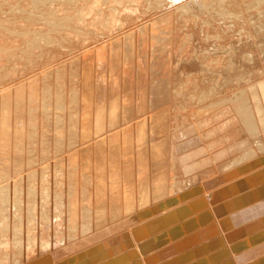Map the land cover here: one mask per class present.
<instances>
[{
	"label": "rangeland",
	"instance_id": "obj_1",
	"mask_svg": "<svg viewBox=\"0 0 264 264\" xmlns=\"http://www.w3.org/2000/svg\"><path fill=\"white\" fill-rule=\"evenodd\" d=\"M35 1L0 0V99L20 86L32 90L40 101L23 103L22 113L10 111L4 117L0 101V189L8 190L9 202L3 204L6 192L2 195L0 190V264H264V210L234 225L240 231L227 224L235 218L227 212L232 187L250 184L248 191L251 180L264 172V149L257 150L263 139L246 136L229 107L202 115L213 103L234 99L264 80L261 0H221L206 10L193 5L194 0L156 9L143 0V7L130 6L135 13H128V5L119 0H96L100 7L95 11L88 7L91 1L77 0L82 7L88 5L82 10L86 21L83 17L77 21L81 27L73 23L72 28L64 20L70 15L64 0ZM179 3L191 4L192 10L177 11ZM54 16H59L56 21ZM154 24L166 34L161 35ZM48 27L62 30L53 33L55 40ZM38 29L48 32L39 35ZM129 35L134 49L128 51ZM62 38L66 42H56ZM33 39L38 41L35 45ZM28 44L36 48L25 60ZM11 48H17V57ZM163 84L169 88V100L156 104ZM204 148L207 152L199 163L198 151ZM220 155L225 157L219 159ZM214 158L219 160L204 162ZM155 164L165 171L160 194L154 176L162 169L156 173ZM253 198L258 201L252 205L264 203L256 193ZM85 209L90 219L81 228ZM205 232L221 234L222 239L215 233L203 237ZM18 239L22 252L15 247Z\"/></svg>",
	"mask_w": 264,
	"mask_h": 264
},
{
	"label": "bare ground",
	"instance_id": "obj_2",
	"mask_svg": "<svg viewBox=\"0 0 264 264\" xmlns=\"http://www.w3.org/2000/svg\"><path fill=\"white\" fill-rule=\"evenodd\" d=\"M15 1V0H14ZM30 1V0H29ZM38 1V0H37ZM37 1H35V3L37 2ZM47 1V0H46ZM62 1V0H61ZM60 1V2H61ZM65 1V3L66 4H68L69 6H70V8L68 7V13L70 12V15L67 17V16H65L66 18L64 19L65 21H67V25H69L70 27L69 28H72L73 27V23H76L77 24V21L79 20V19H84L85 17H86V13H84V15H85V17H84V15H82L83 14V8L84 7H87L88 5H86V4H84V2H83V4H84V6L82 7V5L80 4V3H78L77 2V0H64ZM84 1V0H83ZM88 1H91V3L89 4L90 6H88V7H91V10L93 11H95V9H98L97 7L99 6L98 5V2H100L99 0H87L86 2H88ZM101 1H103V0H101ZM109 1V0H108ZM111 1V0H110ZM112 1H114V0H112ZM147 1V0H146ZM149 2H150V6H154V8L156 7V6H163V5H168V3H170V5H172L173 6V4H176V3H178L180 0H148ZM218 2V3H220V1L221 0H194V3H192L193 5H195L196 7H199L200 9H205V8H207V6L209 7L213 2ZM258 1V0H257ZM105 2V1H104ZM117 2V1H116ZM115 2V3H116ZM119 2H120V4L122 3V4H124V3H126L127 5H128V7H127V10H129L128 11V13L130 12V10H131V8L132 7H130V6H134V5H137L136 7H138V6H140L141 5V7H143L144 6V4L142 5L141 3H144L143 2V0H126V1H120L119 0ZM221 2H223V0L221 1ZM259 2V1H258ZM34 3V2H33ZM39 3V2H38ZM37 3V4H38ZM43 3V2H42ZM108 3V2H107ZM112 3H114V2H112ZM45 4V3H44ZM63 4V3H62ZM65 4V5H66ZM119 4V3H118ZM148 5H149V3H147ZM188 4V3H187ZM264 4V0H261V2H260V6H262ZM33 5V4H32ZM41 5V4H40ZM43 5V4H42ZM48 5H52L51 3L50 4H48ZM107 5V4H106ZM148 5H146V6H148ZM38 6V5H37ZM101 6H102V4H101ZM111 6L113 7V5L111 4ZM115 6H118L117 4L116 5H114V7ZM179 7H178V10L177 11H179V10H181V11H183V12H187V11H190V10H192V5L191 4H188V5H184V4H180L179 3V5H178ZM249 6H251V5H249ZM34 7V6H33ZM45 7V6H44ZM100 7V6H99ZM113 7V8H114ZM135 7V8H136ZM175 7V6H174ZM259 7V6H258ZM20 8V7H19ZM18 8V9H19ZM103 8V7H102ZM123 8V7H122ZM154 8H153V10H154ZM177 8V7H176ZM194 8V7H193ZM23 9L24 8H22V11L21 12H23ZM57 9V8H56ZM86 9V8H85ZM89 9V8H88ZM108 9V8H107ZM116 9V8H115ZM145 9V8H144ZM148 9H149V7H148ZM156 9V8H155ZM198 9V8H197ZM220 9V8H219ZM50 10H51V8H50ZM83 10V11H82ZM87 10V9H86ZM103 10V9H102ZM109 10V9H108ZM134 9H132L131 10V13H133L134 11H133ZM194 10V9H193ZM199 10V9H198ZM206 10V9H205ZM36 11V10H35ZM42 11V10H41ZM58 11V10H57ZM88 11V10H87ZM136 11H137V9H136ZM249 11V10H248ZM261 11V10H260ZM32 12H34V11H32ZM56 12V11H55ZM89 13L91 12V11H88ZM87 12V13H88ZM105 12H107V11H105ZM118 12V11H117ZM123 12V11H122ZM125 12V11H124ZM127 12V11H126ZM140 12V11H139ZM34 13H36V12H34ZM40 13V12H39ZM48 13V12H47ZM58 12H56V14H57ZM119 13V12H118ZM135 13V12H134ZM137 13V12H136ZM142 13V12H141ZM49 14V13H48ZM52 15L54 14V12L53 13H51ZM55 14V15H56ZM62 14V13H61ZM92 14H94V12L92 13ZM112 14V13H111ZM127 14V13H126ZM145 14V13H144ZM173 14V13H172ZM181 14V13H180ZM34 15V14H33ZM43 15H45V13L43 14ZM47 15V14H46ZM46 15H45V17H46ZM89 15V14H88ZM118 15V14H117ZM15 16V15H14ZM62 16V15H61ZM63 16V17H64ZM169 16V15H168ZM24 17V16H23ZM40 17V16H39ZM49 17V19L50 18H52V16L51 15H49L48 16ZM56 17H59V16H54V20L56 19ZM82 17V18H81ZM84 17V18H83ZM104 17V16H103ZM108 17V16H107ZM170 17H172V15L170 16ZM21 18V17H20ZM27 18V17H26ZM62 18V17H61ZM112 18V17H111ZM127 18L128 19H130L131 18V16H130V14H128L127 15ZM127 18H124V19H126L127 20ZM169 18V17H168ZM174 18V17H173ZM25 19V18H24ZM134 19V18H133ZM161 19V21H162V17L160 18ZM160 19H159V21H160ZM163 19H165V17L163 18ZM52 20V21H51ZM50 20V22L52 23V22H54V20L53 19H51ZM58 20V19H57ZM60 20V19H59ZM112 20H114V17H113V19ZM139 20V19H138ZM193 20V19H192ZM21 21V20H20ZM29 21V20H28ZM33 21V20H32ZM44 21V20H43ZM56 21V20H55ZM82 21H84V20H82ZM81 21V22H82ZM85 21H86V18H85ZM110 21V20H109ZM115 21V20H114ZM116 21H117V19H116ZM157 21V20H156ZM172 21H173V19H172ZM185 21V20H184ZM38 22V21H37ZM44 22H46V20L44 21ZM43 22V23H44ZM49 22V21H48ZM59 22V21H58ZM92 22H93V20H92ZM14 23V22H13ZM16 23V22H15ZM18 23V22H17ZM23 23V22H22ZM102 23V22H101ZM112 23V22H111ZM19 24V23H18ZM17 24V25H18ZM24 24V23H23ZM37 24V23H36ZM45 24H47V23H45ZM66 24V23H65ZM64 24V25H65ZM78 24H79V22H78ZM77 24V25H78ZM83 24V23H82ZM85 24V23H84ZM83 24V25H84ZM16 25V24H15ZM14 25V26H15ZM20 25V24H19ZM25 25V24H24ZM89 25V24H88ZM103 25V24H102ZM169 24H167V26H168ZM23 26V25H22ZM63 26V25H62ZM74 26H76L75 24H74ZM78 26H80V25H78ZM90 26V25H89ZM96 26V25H95ZM153 26H155L156 27V30H158L160 33H161V35H164V34H166V32H167V30L166 29H163V28H161L160 26H159V24H154ZM170 26H171V24H170ZM173 26V25H172ZM19 27V26H18ZM34 27H35V24H34ZM39 27V26H38ZM43 27V26H42ZM45 27H47V26H45ZM44 27V28H45ZM52 27V26H51ZM58 27V26H57ZM57 27H56V29H57ZM68 27V26H67ZM81 27V26H80ZM88 27V26H87ZM44 28H42V29H44ZM63 28V27H62ZM85 28V27H84ZM91 28H92V25H91ZM96 28V27H95ZM103 28V27H102ZM105 28V27H104ZM108 28V27H107ZM110 28H112L111 26H110ZM7 29V28H6ZM10 29V28H9ZM39 29H40V27H39ZM38 29V33H39V35L40 34H42L43 32H48L47 30H42L41 32H40V30ZM49 31H52L51 32V34H49V36L51 35L52 36V38H54V40H55V38L56 37H54L55 35H58V34H56L57 32H55L56 31V29H55V31H54V29H49V27L47 28ZM89 29V28H88ZM100 29V28H99ZM113 29V28H112ZM168 29V28H167ZM11 30V29H10ZM15 30V29H14ZM14 30H12V31H14ZM70 30V29H69ZM101 30V29H100ZM153 30V29H152ZM9 31V30H8ZM54 31V32H53ZM62 31V30H61ZM61 31H59V32H61ZM75 31H76V29H75ZM102 31V30H101ZM154 31V30H153ZM169 31V30H168ZM16 32H19V29H17V31ZM26 32V31H25ZM31 32V31H30ZM35 32V31H34ZM102 32H104V31H102ZM109 32V31H108ZM140 32H142V30H140ZM144 32H145V29H144ZM24 33V32H23ZM36 33V32H35ZM53 33H55V35L53 34ZM72 33V32H71ZM70 33V34H71ZM138 33V32H137ZM169 33V32H168ZM12 34V33H11ZM31 34V33H30ZM33 34V33H32ZM44 34V33H43ZM47 34V33H46ZM75 34V33H74ZM99 34H100V32H99ZM154 34V33H153ZM22 35V34H21ZM21 35H20V37H21ZM60 35H63V32L61 33V34H59V37H60ZM98 35V34H97ZM107 35V34H106ZM128 35V34H127ZM134 35V34H133ZM139 35V34H138ZM137 35V36H138ZM34 36V35H33ZM66 36V34L64 35V38L67 40L68 39V37L66 38L65 37ZM67 36H69V34L67 35ZM72 36V35H71ZM74 36V35H73ZM159 36V35H158ZM170 36V35H169ZM7 37H8V35H7ZM41 37V36H40ZM58 37V38H59ZM128 37V36H127ZM131 37H132V39H131ZM187 37V36H186ZM29 38H30V35H29ZM61 38V37H60ZM64 38H62V40L64 39ZM71 38V37H70ZM142 38V37H141ZM140 38V39H141ZM146 38V37H145ZM149 38V37H148ZM155 38V37H154ZM184 38V37H183ZM48 39V38H47ZM51 39V38H50ZM64 39V40H65ZM115 39H117V38H115ZM127 39V38H126ZM125 39V44H126V47H128V48H126L125 46V48L126 49H128V51L129 50H132V49H134V41H133V36H130L129 35V39L128 40H126ZM138 39V38H137ZM160 39H162V38H160ZM31 40V39H30ZM34 40V39H33ZM36 40V39H35ZM34 40V45H35V41ZM51 40H53V39H51ZM61 39H58V40H56V42L58 41L59 43L60 42H66V40L65 41H62ZM71 40V39H70ZM75 40V39H74ZM142 40V39H141ZM1 41V40H0ZM28 41V40H27ZM40 41V40H39ZM72 41V40H71ZM117 41V40H116ZM115 41V42H116ZM123 41H124V39H123ZM165 41H166V38H165ZM188 41V40H187ZM3 42V41H2ZM1 42V43H2ZM33 42V41H32ZM38 42V41H37ZM36 42V43H37ZM169 42V41H168ZM19 44V43H18ZM25 44V43H24ZM47 44V43H46ZM57 44V43H56ZM117 44V43H116ZM123 44H124V42H123ZM158 44V43H157ZM34 45H31V44H28V45H25V51H24V53H25V55H22V56H24L23 58L25 59V60H27L28 59V57L27 56H31V54L29 55L28 54V52L30 51L31 52V50H33L34 48H36V47H34ZM39 45H41V44H39ZM115 45V44H114ZM122 45V44H121ZM144 45H145V43H144V39H143V41H141V43H140V45L138 44V46H140L141 48L140 49H142V47H144ZM155 45V44H154ZM20 46V45H19ZM45 46V45H44ZM76 46V45H75ZM115 46H118V45H115ZM115 46H113V47H111V48H114L113 49V51H115L116 52V50H115ZM156 46H158L159 47V45H156ZM186 46V45H185ZM40 47V46H39ZM42 47V46H41ZM47 47V46H46ZM2 48V47H1ZM4 48H6V47H4ZM3 48V49H4ZM12 48H14V47H12ZM11 48V51L12 50H14V53H15V56L17 55V53L16 52H18V50H17V48H15V49H12ZM19 48V47H18ZM43 48V47H42ZM49 48V47H48ZM52 48V47H51ZM100 48V47H99ZM117 48V47H116ZM125 48H123V49H125ZM146 48V47H145ZM168 48H170L169 46H168ZM182 48V47H181ZM2 49V50H3ZM20 49H21V47H20ZM38 49V48H37ZM137 49V48H136ZM140 49H138V50H140ZM10 50V49H9ZM24 50V49H23ZM40 50V49H39ZM42 50V49H41ZM45 50H46V48H45ZM48 50H50V48L48 49ZM156 50H158L157 49V47H156ZM171 50V49H170ZM8 51V50H7ZM11 51H8V52H10L11 53ZM34 51V50H33ZM38 51V50H37ZM47 51V50H46ZM121 51V50H120ZM127 51V50H126ZM128 51H127V54H129L128 53ZM141 51V50H140ZM139 51V52H140ZM1 52V51H0ZM5 52V51H4ZM35 52V51H34ZM39 52V51H38ZM43 52V51H42ZM61 52V51H60ZM100 52V51H99ZM125 52V51H124ZM138 52V51H137ZM143 51H141V53H142ZM167 52V51H166ZM169 52V51H168ZM6 53V52H5ZM37 53V52H36ZM19 54V53H18ZM113 54V53H112ZM117 54H119V53H117ZM140 54V53H139ZM8 55V54H7ZM48 55V54H47ZM114 56H115V54H113ZM123 55H124V53H123ZM125 55H126V53H125ZM141 55V54H140ZM13 56H14V54H13ZM21 56V55H20ZM33 56V55H32ZM31 56V57H32ZM44 56H45V54H44ZM126 56H128V55H126ZM125 56V57H126ZM17 57V56H16ZM27 57V58H26ZM168 57H169V55H168ZM4 58V57H3ZM22 58V57H21ZM20 58V59H21ZM87 58V57H86ZM114 58V57H113ZM123 58H124V56H123ZM130 58V57H129ZM219 58V57H218ZM30 59V58H29ZM124 59H126V58H124ZM128 59V58H127ZM141 60H142V58H141ZM9 61H11V62H13L12 60H9ZM16 61V60H15ZM19 61V60H18ZM85 61V60H84ZM90 61V60H89ZM126 61H128V60H126ZM131 61V60H130ZM130 61H128V62H130ZM167 61V60H166ZM15 63V62H14ZM22 63V62H21ZM27 63V62H26ZM77 63V62H76ZM143 63V65H144V62H142ZM83 64V63H82ZM92 64V63H91ZM98 64V63H97ZM141 64V63H140ZM139 64V65H140ZM156 64V63H155ZM209 64H210V62H209ZM76 65V64H75ZM87 65V64H86ZM130 65V64H129ZM142 65V64H141ZM16 66V65H15ZM72 67V66H71ZM74 67V66H73ZM130 67V66H129ZM139 67V66H138ZM213 67V66H212ZM16 68V67H15ZM77 68H79V67H77ZM90 68V67H89ZM92 68V67H91ZM101 68V67H100ZM103 68V67H102ZM145 68V67H144ZM155 68V67H154ZM214 68V67H213ZM10 69V68H9ZM104 70V69H103ZM102 70V71H103ZM7 71V70H6ZM73 71V70H72ZM102 71L100 70V72L102 73ZM128 71V70H127ZM157 71V70H156ZM162 71V70H161ZM8 72V71H7ZM74 72V71H73ZM140 72V71H139ZM158 72V71H157ZM22 73V72H21ZM89 73H91V72H89ZM100 73V74H101ZM103 73H105V70H104V72ZM143 73V72H142ZM159 73V72H158ZM92 74V73H91ZM11 75V74H10ZM90 75V74H89ZM102 75V74H101ZM104 75V74H103ZM102 75V76H103ZM162 75V74H161ZM9 76V75H8ZM86 76V75H85ZM100 76V75H99ZM167 76V75H166ZM158 77V76H157ZM163 77V76H162ZM89 78H91V77H89ZM88 78V79H89ZM105 78V77H104ZM143 78V77H142ZM160 78V77H159ZM83 79V78H82ZM88 79H83V80H88ZM107 79V78H106ZM162 79V78H161ZM97 80V79H96ZM114 80V79H113ZM119 80V79H118ZM152 80H153V78H152ZM35 81V80H34ZM160 81V80H159ZM36 82V81H35ZM97 82H99V81H97ZM34 83V82H33ZM89 83V82H88ZM127 83V82H126ZM156 83V82H155ZM86 84V83H85ZM104 84V83H103ZM113 84V83H112ZM116 84V83H115ZM115 84H113L114 86H116ZM160 84V83H159ZM159 84H156V85H159ZM36 85V84H35ZM84 85V84H83ZM87 85V84H86ZM97 85V84H96ZM126 85V84H125ZM124 85V86H125ZM109 86V85H108ZM113 86V87H114ZM127 86H129V85H127ZM126 86V87H127ZM19 87L20 86H17L16 88H18L17 90H14V92H12V94H11V92H9L8 94L9 95H5L7 98H5L4 99V97L5 96H3L1 99H3L2 101H1V99H0V101L1 102H3L4 101V103H3V109H2V106H0L1 107V109H0V111L1 110H3V111H5L4 112V115H3V117L5 116V114H7V112H9L10 113V111H12V113L13 112H16V114L17 113H19L20 111H21V109L23 108L22 107V105H23V103L25 104V103H30V104H36V103H39L40 101L38 100V98L37 97H35L37 94L36 93H34L32 90H29V92L28 91H26V90H24V89H22L21 87V89H19ZM31 87V86H30ZM58 87V86H57ZM83 87V86H82ZM97 87V86H96ZM160 88H158L159 90V93H157V95H156V98L154 99V102L157 104V103H163V102H165V101H167V100H169V95H170V91H169V88L166 86V85H161V86H159ZM29 88V87H28ZM116 88V87H115ZM156 88V87H155ZM33 89V88H32ZM86 89V88H85ZM98 89V88H97ZM125 89V88H124ZM123 89V90H124ZM6 90V89H5ZM113 90V89H112ZM3 91V90H2ZM1 91V92H2ZM12 91V90H11ZM73 91V90H72ZM130 91V90H129ZM156 91V90H155ZM154 91V92H155ZM157 91V92H158ZM124 92H126V91H124ZM182 92V91H181ZM34 93V94H33ZM45 93V92H44ZM43 93V94H44ZM49 93V92H48ZM74 93V92H73ZM179 93V92H178ZM210 93H212V92H210ZM215 93V92H214ZM7 94V93H6ZM36 94V95H35ZM46 94V93H45ZM58 94V93H57ZM35 95V96H34ZM74 95V94H73ZM139 95V94H138ZM141 95V94H140ZM181 95V94H180ZM2 96V95H1ZM39 96V95H38ZM45 96V95H44ZM44 96H42V97H44ZM50 96V95H49ZM56 97H60V95L59 96H57V95H55ZM86 96V95H85ZM209 96V95H208ZM208 96H207V98H208ZM213 96V95H212ZM74 97V96H73ZM82 97V96H81ZM89 97V96H88ZM128 97V96H127ZM139 97V96H138ZM155 97V96H154ZM210 97V96H209ZM215 97V96H214ZM128 98H130V97H128ZM127 98V99H128ZM213 98V97H212ZM233 98V97H232ZM49 99V98H48ZM62 98L60 97V99H58V100H61ZM71 99V98H70ZM74 99V98H73ZM72 99V100H73ZM77 99V98H76ZM95 99V98H94ZM126 99V98H125ZM141 101H143L142 103L144 104L145 102V97L143 96H141L140 98H139ZM211 99V98H210ZM42 100V99H41ZM44 100V99H43ZM75 100V99H74ZM97 100V99H96ZM209 100V99H208ZM212 100V99H211ZM51 101V100H50ZM57 101V100H56ZM95 101V100H94ZM124 101H126V100H124ZM128 101V100H127ZM141 101H139V103H138V105L139 104H142V103H140ZM55 102V101H54ZM153 102V103H154ZM75 103V102H74ZM96 103V102H95ZM123 103V102H122ZM127 103V102H126ZM60 104V103H59ZM128 104V103H127ZM126 104V105H127ZM142 104V105H143ZM156 104H155V106H156ZM214 105H212V107H210V108H208V109H206L204 112H203V116H205V114L206 113H209V111H211V110H213V109H217V108H220V107H229L232 111H233V113H234V115L236 116V119H238L239 120V122H240V124L242 125V128H244V134L246 135V136H248V137H250V138H261V139H263V141H261V142H259L261 145L260 146H258V149L257 150H260V149H264V80H262V81H260V82H258L257 84H255V85H250V87H248L247 89H245V90H243L240 94H238V95H236V97L234 98V99H227V98H225V99H222L221 101H219V102H216V103H213ZM2 105V104H1ZM26 105V104H25ZM28 105V104H27ZM45 105V104H44ZM55 105V104H54ZM61 105H63V104H61ZM73 105V104H72ZM129 105V104H128ZM137 105V106H138ZM145 105V104H144ZM60 106V105H59ZM152 106H154V105H152ZM42 107V106H41ZM128 107V106H127ZM142 107V106H141ZM48 108V107H47ZM56 108V107H55ZM63 108V107H62ZM61 108V109H62ZM130 109H128V111L129 110H132V107H129ZM144 108V107H143ZM206 107H204V109H205ZM112 109V108H111ZM127 109V108H126ZM209 109H211V110H209ZM41 110H43V109H41ZM40 110V111H41ZM45 110H47V109H45ZM45 110H43V111H45ZM49 110V109H48ZM56 110V109H55ZM184 110V109H183ZM61 111V110H60ZM99 111V110H98ZM139 111V110H138ZM2 112V111H1ZM85 112V111H84ZM112 112V111H111ZM116 112V111H115ZM131 112L132 111H129V113L131 114ZM9 113H8V115H9ZM21 113H22V111H21ZM20 113V114H21ZM44 113V112H43ZM86 113V112H85ZM103 113H105V112H103ZM126 113V112H125ZM128 113V112H127ZM197 113H199V112H197ZM19 114V115H20ZM109 114V113H108ZM196 114V113H195ZM200 114V113H199ZM127 115V114H126ZM201 115V114H200ZM2 116V115H1ZM7 116V115H6ZM18 116V115H17ZM14 117V116H13ZM33 117V116H32ZM196 117H198V118H200L201 116H199L198 114H196ZM8 118V117H7ZM34 118V117H33ZM86 118V117H85ZM126 118V117H125ZM128 119H129V117H127ZM3 119H5V118H3ZM56 119H57V117H56ZM34 120V119H33ZM89 120H90V118H89ZM125 120V119H124ZM35 121V120H34ZM113 121V120H112ZM96 122H97V120H96ZM28 123H30V122H28ZM27 123V124H28ZM84 123V122H83ZM98 123V125L100 124L99 122H97ZM1 124V123H0ZM24 124V123H23ZM60 124V123H59ZM20 125H22V124H20ZM33 125V124H32ZM97 125V126H98ZM110 125V124H109ZM112 125H113V123H112ZM115 125V124H114ZM95 126V125H94ZM100 126V125H99ZM102 126V125H101ZM103 127V126H102ZM9 128V127H8ZM23 128V127H22ZM57 128V127H56ZM109 128V127H108ZM107 128V129H108ZM111 128V127H110ZM160 128V127H159ZM99 129V128H98ZM23 130V129H22ZM21 130V131H22ZM156 130H158V129H156ZM155 130V131H156ZM6 131V130H5ZM31 131V130H30ZM83 131H84V129H83ZM101 131V130H100ZM159 131V130H158ZM157 131V132H158ZM46 132V131H45ZM99 132V131H98ZM7 133V132H6ZM17 133V132H16ZM43 133V132H42ZM155 133V132H154ZM18 134H20V133H18ZM29 135H30V133H28ZM33 134V133H32ZM17 136V135H16ZM32 136V135H31ZM87 136V135H86ZM154 136H155V134H154ZM9 137V136H8ZM88 137V136H87ZM5 138V137H4ZM14 138V137H13ZM32 138V137H31ZM18 139V138H17ZM154 139V138H153ZM176 139V138H175ZM245 139V138H244ZM32 140V139H31ZM155 140H157V139H155ZM255 140V139H254ZM257 140V139H256ZM176 141V140H175ZM155 142V141H154ZM177 142V141H176ZM247 142H248V140H247ZM57 143V142H56ZM159 143V142H158ZM244 143V142H243ZM4 144V143H3ZM27 144V143H26ZM155 144H156V142H155ZM160 144V143H159ZM158 144V145H159ZM163 145V144H162ZM240 145V144H239ZM244 145V144H243ZM161 146V145H160ZM238 146V145H237ZM6 148H7V146H6ZM159 148V147H158ZM203 148V147H202ZM17 149V148H16ZM188 149V148H187ZM18 150V149H17ZM238 150V149H237ZM19 151V150H18ZM226 152H227V154H229V152H230V150L228 151V150H225ZM255 151H256V149H255ZM261 151V150H260ZM154 152H155V150H154ZM154 152H153V155H154ZM158 152V151H157ZM157 152H155L157 155H159ZM160 152V151H159ZM199 153H198V156H197V154L196 153H194V154H196V156H197V158L199 159L198 161H199V163H200V159H201V157L202 156H204L205 155V153L207 152V148H204V149H202L201 151H198ZM224 152V151H223ZM226 152H225V154H226ZM258 152V151H257ZM222 154V153H221ZM226 154V155H227ZM232 154V153H231ZM1 155H3V154H1ZM163 155H164V153H163ZM162 155V156H163ZM223 155V154H222ZM160 156V155H159ZM176 156V155H175ZM245 156V155H244ZM219 157V156H218ZM223 157H225V155L224 156H221L220 155V158L219 159H221V158H223ZM154 158H156V156H154L152 159H154ZM158 158V157H157ZM156 158V159H157ZM251 158V157H250ZM19 159V158H18ZM164 159V158H163ZM178 158H176V160H177ZM219 159H217V158H214L213 160H207V161H204V162H209V163H211L212 161H217V160H219ZM3 160V159H2ZM97 160V159H96ZM250 160V159H249ZM154 161H156L155 159H154ZM153 161V162H154ZM178 161V160H177ZM180 161V160H179ZM178 161V162H179ZM159 163H162V160H161V162L160 161H158ZM247 162V161H246ZM154 164V163H153ZM243 164H245V163H243ZM17 165V164H16ZM207 165V163L205 164V165H203V166H206ZM238 165V164H237ZM241 165H242V163H241ZM155 166H156V164H155ZM159 168H158V167ZM157 168L158 169H156V173H157V171L159 170V169H162V170H159V174H158V176L156 177V176H154V181L156 180V185H155V187L157 188L155 191H157V194H160L161 193V185H162V183L164 182V179H165V171H164V167H160L158 164H157ZM163 166V165H162ZM235 166V165H234ZM248 166V165H247ZM241 168H242V166H241ZM4 169V168H3ZM166 169V168H165ZM196 169V168H195ZM194 169V170H195ZM227 170V169H226ZM231 170V169H230ZM233 170V169H232ZM3 171V170H2ZM155 171V170H154ZM246 171V170H245ZM15 172V171H14ZM191 172V171H190ZM1 173V172H0ZM67 173H69V172H67ZM229 173V172H228ZM227 173V174H228ZM258 173V172H257ZM6 176V175H5ZM4 177V176H3ZM19 177V176H18ZM156 177V178H155ZM15 179V178H14ZM17 179V178H16ZM71 179H72V177H71ZM3 180V179H2ZM69 180V179H68ZM16 181H18V180H16ZM31 181H32V179H31ZM81 181V180H80ZM243 181V180H242ZM238 182V181H237ZM257 182H260L261 183V185L259 186V184H257L258 185V187H256V184L255 183H257ZM9 183V182H8ZM13 183V182H12ZM236 183V182H235ZM19 184V183H18ZM17 184V185H18ZM50 184V183H49ZM243 184V183H242ZM16 185V184H15ZM14 185V186H15ZM43 185V184H42ZM249 185L250 184H246L245 183V185H242V186H234V187H232V189H231V191H230V193L228 194V197H229V205H227V212L228 213H233L234 215V219H231V220H229L228 221V226H233V228H234V225H236L237 223L238 224H242L244 221H247L248 219H252V218H254L255 216H257V215H259L261 212H259V211H263L264 210V203H262V204H259V205H252L253 204V202L255 203V202H257L258 200H255V201H253L252 200V198H253V195L256 193V196H257V198H260L262 201H264V172H261V173H259L256 177H254V180H251V189L249 188V190L248 191H245L246 190V188H248L249 187ZM2 186V185H1ZM3 186H4V184H3ZM13 186V185H12ZM41 186V185H40ZM11 187V186H10ZM13 188V187H12ZM2 189V188H1ZM0 189V190H1ZM6 189V188H5ZM4 189V190H5ZM71 189H72V187H71ZM14 190H16V188L14 189ZM19 190H21V189H19ZM2 191V192H1ZM0 192L2 193V195H4L5 194V192H6V194L4 195V197L5 198H7L6 196H7V191L8 190H6L5 192H3V190H1ZM142 191V190H141ZM16 192H17V190H16ZM0 193V194H1ZM13 193H14V191H13ZM13 193H12V195H13ZM222 193V192H221ZM220 193V194H221ZM17 194V193H16ZM20 194V193H19ZM22 194V193H21ZM21 194H20V196H21ZM48 194V193H47ZM222 195H224V194H222ZM222 195H221V197L220 198H222ZM41 196V195H40ZM218 196H219V194H218ZM13 197H14V195H13ZM27 197V196H26ZM227 197V198H228ZM17 198V197H16ZM56 198V197H55ZM217 198V197H216ZM18 199V198H17ZM254 199V198H253ZM218 200H219V198H218ZM217 200V202H219ZM223 200V199H222ZM6 201H8V198L5 200V199H3L2 198V202H3V204L5 205L7 202ZM21 201V200H20ZM20 201L18 202V203H16V205H15V207L16 206H18L19 207V205L21 204L20 203ZM1 202V203H2ZM221 202V201H220ZM9 203V202H8ZM7 203V204H8ZM14 203H15V201H14ZM20 203V204H19ZM30 203H28V205H29ZM224 204V203H223ZM27 205V204H26ZM27 205V206H28ZM213 205H216V204H213ZM101 206V205H100ZM197 206V205H196ZM205 207H206V205H204ZM224 207V206H223ZM226 207V206H225ZM4 208V207H3ZM21 208V207H20ZM221 208V207H220ZM13 209V208H12ZM18 209V208H17ZM16 209V210H17ZM223 209V208H222ZM260 209H262V210H260ZM68 210V209H67ZM86 210V209H85ZM84 211V210H83ZM88 211V212H87ZM205 211V210H204ZM2 213V212H1ZM89 210H86L84 213H82L83 214V227H81V228H84L86 225H87V221H88V219H90V216H89ZM98 213V212H97ZM96 213V214H97ZM201 213V212H200ZM198 214V213H197ZM196 214V215H197ZM206 215V214H205ZM210 215V214H209ZM209 215H208V220L210 221V219H209ZM214 215V214H213ZM241 216L242 218L241 219H239V217L238 216ZM97 217V216H96ZM195 217V216H194ZM212 217V216H211ZM214 217V216H213ZM212 217V218H213ZM261 217H263V216H261ZM173 218V217H172ZM204 218H206V217H204ZM212 218H211V220H212ZM256 218V217H255ZM47 219V218H46ZM97 219V218H96ZM177 219V218H176ZM194 219V218H193ZM214 219V218H213ZM215 219H217V217H215ZM239 219V220H238ZM259 219V218H258ZM262 219V218H261ZM260 219V220H261ZM4 220H5V217H4ZM16 220H18V219H16ZM20 221H21V219H19ZM32 220V219H31ZM195 220V219H194ZM193 220V221H194ZM205 220H207V218L205 219ZM259 220V221H260ZM176 221V220H175ZM213 221V220H212ZM211 221V222H212ZM30 222V221H29ZM2 223H3V220H2ZM204 222H202V224H203ZM207 223H209V222H207ZM207 223H205V224H207ZM246 223V222H245ZM200 224H201V222H200ZM214 224V223H213ZM237 224V225H238ZM247 224V223H246ZM257 224H259V223H257ZM7 226L9 225V224H6ZM88 225H90V224H88ZM214 225H216V224H214ZM213 225V226H214ZM236 225V226H237ZM253 225V224H252ZM254 225H256V224H254ZM260 225V224H259ZM12 226V225H11ZM235 226V228L233 229L234 231H238L239 229H238V227H236ZM219 227V228H218ZM217 227V225H216V228H215V230H218V232H219V229L220 228H222V227H220V226H218ZM240 227V226H239ZM250 227H255V226H249V228ZM16 228V230L19 232V228L18 227H15ZM21 228V227H20ZM89 227H87V229H88ZM203 228V227H202ZM240 228H243V227H240ZM70 229V228H69ZM68 229V230H69ZM76 229V228H75ZM208 229V228H207ZM15 230V229H14ZM15 230V231H16ZM22 230H23V228H22ZM206 230V229H205ZM213 230V229H212ZM16 231V232H17ZM85 231V230H84ZM220 231H221V229H220ZM231 231V230H230ZM233 231V232H234ZM240 231V230H239ZM20 232H21V229H20ZM141 233L143 232L142 230L140 231ZM207 232H208V230H207ZM227 232V231H226ZM215 233V232H214ZM213 233V234H214ZM223 233V232H222ZM228 233V232H227ZM15 234H17V233H15ZM18 234H20V233H18ZM83 234V233H82ZM213 234L211 235L212 237H213ZM219 234V233H218ZM252 234V233H251ZM251 234L250 235H247V237L248 236H251ZM207 234H206V232H205V234L203 235V237L204 236H206ZM215 236V238L216 237H218L217 236V233H215L214 234ZM220 236V239H222L221 238V234H219ZM223 235V234H222ZM257 235V234H256ZM255 235V236H256ZM17 236V235H16ZM16 236H14V237H16ZM19 236V235H18ZM208 236H210V235H208ZM208 236H206V237H208ZM210 236V237H211ZM225 236V235H224ZM254 236V235H253ZM13 237V238H14ZM196 237V236H195ZM200 237V236H199ZM218 237V238H219ZM238 237V236H237ZM68 238V237H67ZM209 238V237H208ZM214 238V239H215ZM235 238V237H234ZM243 238V237H242ZM194 240H196L195 238H193ZM223 239H225L224 237H223ZM245 239V238H244ZM19 240V241H18ZM17 241H18V246H15V247H17L16 249H18L20 252H22V247H20V246H22V240H20V239H18ZM243 240V239H242ZM13 241H14V239H13ZM239 241V240H238ZM237 241V242H238ZM241 241V240H240ZM249 241H250V239H249ZM15 242V241H14ZM25 242V241H24ZM179 243V242H178ZM191 243H193V242H191ZM223 243V242H222ZM1 244V243H0ZM125 244V243H124ZM28 245V244H27ZM42 246H45V244H42ZM194 246V245H193ZM223 246V245H222ZM46 247V246H45ZM215 247V246H214ZM218 247V246H217ZM14 248V247H13ZM263 248V247H262ZM111 249V248H110ZM109 249V250H110ZM221 249V248H220ZM232 249V248H231ZM218 250V249H217ZM14 251V250H13ZM108 251V250H107ZM183 251V250H182ZM232 251V250H231ZM16 252H18V251H16ZM18 253V255L19 254H21V253ZM205 252V251H204ZM230 252V251H229ZM97 253V252H96ZM225 253V252H224ZM228 253V252H227ZM216 254V253H215ZM214 254V255H215ZM14 256V255H13ZM174 256H175V254H174ZM192 256V255H191ZM217 256V255H216ZM219 256V255H218ZM227 256V255H226ZM251 256H253V255H250V257ZM230 257V256H229ZM234 258V257H233ZM228 259V258H227ZM230 259H232V257H230ZM16 261V260H15ZM192 261V260H191ZM210 262L209 260H206V262ZM226 260H224V262H225ZM229 261V260H228ZM233 261H234V259H233ZM18 262V261H17ZM232 262V261H231ZM227 263V262H226ZM230 263V262H229ZM228 263V264H229ZM235 263V262H234ZM14 264H17V263H14ZM204 264V263H203ZM214 264H218V263H214ZM219 264H220V262H219ZM221 264H223V263H221ZM236 264V263H235Z\"/></svg>",
	"mask_w": 264,
	"mask_h": 264
}]
</instances>
